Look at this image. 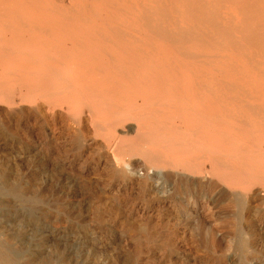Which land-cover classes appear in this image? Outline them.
Wrapping results in <instances>:
<instances>
[{
  "label": "bare ground",
  "instance_id": "obj_1",
  "mask_svg": "<svg viewBox=\"0 0 264 264\" xmlns=\"http://www.w3.org/2000/svg\"><path fill=\"white\" fill-rule=\"evenodd\" d=\"M18 93L91 119L155 181L264 193V0H0V96ZM47 241H0V264H51Z\"/></svg>",
  "mask_w": 264,
  "mask_h": 264
},
{
  "label": "rangeland",
  "instance_id": "obj_2",
  "mask_svg": "<svg viewBox=\"0 0 264 264\" xmlns=\"http://www.w3.org/2000/svg\"><path fill=\"white\" fill-rule=\"evenodd\" d=\"M18 94L12 105L0 96L1 242L29 253L44 235L51 264H264V221L248 210L264 206L263 192L243 202L155 181L142 156L115 152L91 119ZM135 124L122 138L136 139Z\"/></svg>",
  "mask_w": 264,
  "mask_h": 264
}]
</instances>
